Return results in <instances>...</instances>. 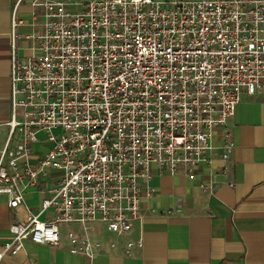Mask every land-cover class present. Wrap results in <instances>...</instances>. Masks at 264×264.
Here are the masks:
<instances>
[{
  "label": "built area",
  "instance_id": "built-area-1",
  "mask_svg": "<svg viewBox=\"0 0 264 264\" xmlns=\"http://www.w3.org/2000/svg\"><path fill=\"white\" fill-rule=\"evenodd\" d=\"M20 1L10 19L0 194L25 216L0 259L25 240L58 246L61 225L68 252L93 259L133 230L154 168L193 179L218 148L229 157L228 119L243 93L264 88V0H30L40 21L22 35ZM54 170L57 184L35 213L25 189ZM142 245L126 239L121 250Z\"/></svg>",
  "mask_w": 264,
  "mask_h": 264
},
{
  "label": "crops",
  "instance_id": "crops-1",
  "mask_svg": "<svg viewBox=\"0 0 264 264\" xmlns=\"http://www.w3.org/2000/svg\"><path fill=\"white\" fill-rule=\"evenodd\" d=\"M17 1L0 0V140L10 117V19ZM33 10L30 0L18 3L17 16L25 22L18 27L20 35L33 29ZM17 43L20 47L29 44L22 38ZM26 53L19 50L20 55ZM225 128L234 141L232 152L222 159L221 150H215L214 158L196 169L195 178L189 179L184 170L171 174L153 169L149 185L154 193L141 198L140 219L134 221L130 233L118 239V249L105 248L88 259L69 253L63 234L55 247L25 240L17 253L5 254L0 264H264V88L241 95ZM223 130L215 131L216 147ZM46 148L34 146L36 152ZM59 176L55 170L40 175L37 184L25 189V202L35 213ZM7 200L6 194H0V243L10 237V226L25 216L23 206L10 208ZM52 214L48 210L39 218ZM98 237L104 242L117 238L108 233ZM138 238L143 245L124 254V240Z\"/></svg>",
  "mask_w": 264,
  "mask_h": 264
},
{
  "label": "rangeland",
  "instance_id": "rangeland-1",
  "mask_svg": "<svg viewBox=\"0 0 264 264\" xmlns=\"http://www.w3.org/2000/svg\"><path fill=\"white\" fill-rule=\"evenodd\" d=\"M7 133V132H6ZM4 136V135H3ZM65 227H64V225H61V235H63L64 234V232H65V229H64Z\"/></svg>",
  "mask_w": 264,
  "mask_h": 264
}]
</instances>
